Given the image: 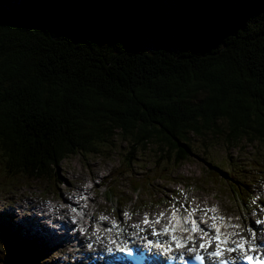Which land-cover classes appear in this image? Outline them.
I'll use <instances>...</instances> for the list:
<instances>
[{
    "label": "trees",
    "instance_id": "16d2710c",
    "mask_svg": "<svg viewBox=\"0 0 264 264\" xmlns=\"http://www.w3.org/2000/svg\"><path fill=\"white\" fill-rule=\"evenodd\" d=\"M12 2L0 1L4 178L56 185L64 161L114 138L158 155L155 172L191 160L194 137L205 155L213 141L264 147V0ZM205 163L233 198L248 192L246 164ZM139 181L138 194L152 185Z\"/></svg>",
    "mask_w": 264,
    "mask_h": 264
},
{
    "label": "rangeland",
    "instance_id": "374dc122",
    "mask_svg": "<svg viewBox=\"0 0 264 264\" xmlns=\"http://www.w3.org/2000/svg\"><path fill=\"white\" fill-rule=\"evenodd\" d=\"M0 1L3 4H7L8 2L13 3L12 0ZM194 139L196 142V155L192 157L191 160L184 162L177 166V168L169 165L166 169L161 171L158 168L155 172L154 168L156 164L154 163V158L158 155L154 152L141 153L138 151L131 154L130 152L132 149L126 140L122 138H114L111 143H107L102 147L101 155L78 154L64 161L57 171L60 177H56V185H52L56 191H53L51 187H48L50 184L49 182L46 183L45 180L40 182L26 181L20 178L15 180L14 178H4L0 173V233L2 237L7 236V238L9 234H18V236H11L15 244L8 247L4 245V242L0 238V264H11V255H14V253L19 259L22 257L21 255L26 256L27 258L42 256V261L36 264H59V258L66 255L64 252H61L58 247L50 244L47 246H42V244H40L41 248L38 249L36 242L33 240L34 238L36 239L33 231H31L28 236H23V234L18 233L16 230H18L19 227H13V224H16L18 216L12 217L9 214L7 202L27 200L28 198L37 201L39 198L60 200L62 194L71 201L72 199L68 195L69 192L78 193L80 191L84 194L81 189L84 191L91 190L95 195L96 204L100 203L103 205V208H107L109 211H112L111 213L116 214V218H113L114 224L119 222L118 215L123 219L127 216L129 218L131 211H133L137 217H140L142 214H152V211H154V205H157L155 201L162 197L165 198L166 201H170L171 199L177 201L180 199L183 202L187 201L192 204H198L203 209L214 207L216 212L213 214L221 212L228 215H234V220L242 223V229L240 228L238 230L242 232L236 233V239H238V237H244L246 239V235L251 233L253 229H256L257 231L263 230V226L257 224V220L262 214H264V197L259 210L261 213L256 214V211L254 210H252V212H248L247 210H244L245 213H243V211L241 212L235 207L233 202L234 198L228 184H219L218 180L213 182V180L209 178V176L212 175V172L210 171L211 167L205 162H207L208 158L212 157L215 162H218L219 164L226 163L228 155L232 157L234 156L238 162L244 163L246 166L258 162L264 163L262 161L264 159V147H259L256 143L249 145L247 142H242L239 145V148L229 150L225 143L213 141L208 143L209 148L205 147V153H208V155H205L201 152L204 148V144L199 138L194 137ZM126 156L130 157V164L124 165ZM217 173L218 175L224 174L220 172ZM239 177L242 178L243 175ZM96 178L100 179L101 183L106 181L105 185L107 183L111 186L119 184V186H121L120 190L124 193L125 199L128 196H131L132 200L123 203L122 206L119 205L116 207V204L107 198L108 193L106 192V189L104 187H99V180H96L97 185L95 186L94 183L91 182ZM132 178L137 179L138 183L141 182L139 179H145V181L148 180L152 182L151 192L153 194L149 196L145 193L140 194V198L143 200L153 201V203L144 206V208L147 209L141 210L135 203L137 196L131 193L132 185L130 182H132ZM260 178V183L257 185V188L260 189V187L263 186L264 189V176H261ZM216 186L223 188L217 189ZM92 193L89 195L91 196ZM262 194L264 195L263 191ZM175 195H181L182 197L177 199ZM160 206L161 205L159 204L157 207ZM15 212L21 213L19 209H15ZM125 213L128 215L125 216ZM240 215H243V217H240ZM9 224L11 226H8ZM26 229L27 228H22V231L26 232ZM121 231L122 229L119 227L114 229L113 233L117 239L119 238L118 234ZM87 233L88 236L86 237L85 234L82 242L85 244V247L88 240H92V232ZM25 237L27 238L25 239ZM25 242H27V244H25ZM20 243L22 247L27 249L23 254L19 253L18 246ZM73 248L75 249L76 246ZM72 260L73 259H71V262L75 263Z\"/></svg>",
    "mask_w": 264,
    "mask_h": 264
},
{
    "label": "bare ground",
    "instance_id": "6f19581e",
    "mask_svg": "<svg viewBox=\"0 0 264 264\" xmlns=\"http://www.w3.org/2000/svg\"><path fill=\"white\" fill-rule=\"evenodd\" d=\"M264 162V159L262 160ZM241 165H243V163L239 162ZM247 170L250 171V177L248 179V181L246 182V186L248 189V192L240 197H235L233 199V202L235 204V207L238 208L241 212L244 210H247L248 212H252V210L256 211L257 213H261L259 210L261 208V204L263 203V197L264 195L262 194V191L264 192L263 186L259 188H257V185L260 183V177L262 175V173L264 172V165L262 164V162L256 163V164H252L247 166ZM30 179H34L35 176H29ZM44 181V180H43ZM46 183L49 182V184H52V181L50 180H45ZM218 186V185H217ZM216 186V187H217ZM223 187H217V189H222ZM250 190V191H249ZM94 191V190H93ZM34 192V191H33ZM67 193V192H66ZM48 194V193H47ZM70 194V192H69ZM242 198V199H241ZM39 201V202H38ZM34 200L32 198H28L27 200H21V201H9L7 202V205L9 207V214L12 217L18 216V219L16 221V225H14L15 227H19L18 230H16L18 233L23 234V236H28V234H30L31 231L34 232V236L35 237H39L38 233L36 231H39V233L41 231H43L44 233L46 232V225H45V220H47L50 224V226H53L54 224L57 223H62L64 226L62 227H66L68 218H69V204L71 203V201H69L67 199V197H65L63 194L60 198V200H56L54 203L50 204V206H46V203H48L49 199H38ZM245 201H247L248 205H245ZM65 202V203H64ZM155 203H157V205H154V213L159 216L160 213H164V216L162 217L160 223H159V228L160 231H163L164 227L166 225L171 224V226H174V223L176 222L175 220H173L171 218V213L172 211H174V207L175 208H180V211L177 213V217L181 216V215H187L189 211H191V208L193 206V204L191 202H183L180 199L175 201V200H168L166 201L165 198H160L157 199V201H155ZM154 203V204H155ZM164 203H166V205H164ZM161 205L160 207H157L158 205ZM181 205H183L184 207H181ZM15 209H19L21 213H16ZM194 214H196L197 216V220L199 223H201V218L206 219L208 222V225L212 224V220H211V216L213 214H207V216H205L204 213L202 212H198L196 211ZM234 215H229L226 217L225 221L223 223H220V221H217V225L220 227V231L221 234L223 236H228L229 238L234 239L237 243L240 242L241 239L247 241V243L245 244V246L247 247V252H251L252 250L249 249L250 246H255L256 244H253L251 241L253 237L252 233H249L248 235H246V239L244 237H238V239H236V233L232 230V227H227L225 226L226 224H232L233 220H234ZM240 217H243V215H240ZM261 218H264V214H262L260 216ZM260 217L258 218L257 221L260 220ZM15 219V218H13ZM25 225L27 227L26 232L22 231V226ZM96 225H99L98 222H96ZM8 226H11L10 224ZM100 226V225H99ZM205 231L208 232V236L205 237L204 239H208L211 238L215 235V230L210 229L209 227H207V225H205ZM187 227V224H181V227L178 226L176 227V234L180 235L183 233H186L183 229ZM264 228V227H263ZM64 229V228H62ZM63 231H66V229H64ZM49 232H52V235H48V237L50 239H55V238H61V236H56L55 231H52V228L49 229ZM103 233V231L101 232ZM134 232L131 231V234H133ZM232 233H235V235H230ZM167 235L172 236L174 233L169 232L166 233ZM256 234L261 235L264 239V230L262 231V233L258 230H256ZM10 235V234H9ZM63 235V234H62ZM105 235V234H104ZM203 235V234H202ZM202 235H198V237L193 240V241H188L187 237L188 235L185 234L186 237V241L188 242V244H185V247L190 249L192 247H196L200 245V243L203 241L201 239ZM85 235H77V237H84ZM7 238V236H5ZM36 242V246L38 249H40V244L41 242L36 240L35 238L33 239ZM44 242H47L45 240H43ZM65 242H67V239H64ZM153 242V241H152ZM181 242L185 243L184 240H181ZM137 247H140L142 249H144L148 254L152 255L151 253V244H149V242H145L143 244H141L140 242H137ZM129 248V247H126ZM138 249H136L135 246L131 247L127 252H125V254L123 255L124 259H127L133 252L137 251ZM201 251V250H199ZM73 254V253H71ZM135 256H137L136 254H133L130 261L131 260H135V264H137V259H134ZM153 256V255H152ZM72 257H75L72 256ZM264 258V256L262 257ZM74 261V260H72ZM131 263V262H130ZM146 264V263H144Z\"/></svg>",
    "mask_w": 264,
    "mask_h": 264
},
{
    "label": "snow or ice",
    "instance_id": "6c2138e0",
    "mask_svg": "<svg viewBox=\"0 0 264 264\" xmlns=\"http://www.w3.org/2000/svg\"><path fill=\"white\" fill-rule=\"evenodd\" d=\"M174 207V211H172L171 213V218L173 220L176 221V225L177 227L180 226L181 224H187L189 225V227H185L183 230L185 232H188V231H191L192 233H197V232H202L203 235L201 237V239L203 240V242L199 245V247L201 249H204L206 246H211L213 240H215L216 242V248H215V251L209 253V255L211 257H216V258H220V257H223L224 255V252L227 251V252H237L239 250H245V244L247 243V241L241 239L239 243H236L235 241H233V244H234V247H222V245H227L228 244V238L227 237H224L222 234H221V231H220V227L217 225V221H220V222H224L225 221V217L223 216H219V215H212L210 218L211 220L213 221L211 225H208V222L206 219H203L201 218V223L207 225V227H209L210 229H213L215 230V235L211 238H208V239H204L205 237L208 236V232L205 231L204 229H202L200 227V224L197 223V221L193 218V213L196 212V211H203L205 216H207V214L209 212L211 213H215L216 212V209L213 207V208H206V209H197V208H193L191 211L188 212V214L182 218H177V213L180 211V208H175ZM181 207H184L183 205H181ZM125 216H127L128 214L125 213L124 214ZM164 216V213H160L158 218L155 220V221H150L147 216L145 217V219L143 220V223L146 224V225H151V224H158L160 223V219ZM101 219H106V217H101ZM259 223V222H258ZM225 226L227 227H239V225H232V224H226ZM177 230L176 227H173L171 226V224L169 225H166L163 229V232L164 233H169V232H172V233H175ZM153 235H160V232H157V231H153ZM230 235H235V233H232ZM255 236V234L253 233V237ZM171 239L173 241L176 242V247L177 248H183L185 247V244L183 242H181V238L176 236L175 234L172 235ZM187 240L188 241H192L193 240V236L189 235L187 237ZM113 243H115L113 241ZM152 241H149V244H151ZM123 251V249H121ZM170 250L169 249H166V251ZM254 250V249H253ZM190 252H197V249L196 247H192L189 249ZM181 259H183V256L180 257ZM242 259L244 260H247L249 262V264H251V262L253 261V257L252 256H249V255H244L241 257ZM195 259L196 260H199V261H203L204 260V256L200 255V254H197L195 256ZM220 264H229V261L228 260H221ZM234 264V262H233ZM259 264H264V260H260L259 261Z\"/></svg>",
    "mask_w": 264,
    "mask_h": 264
}]
</instances>
